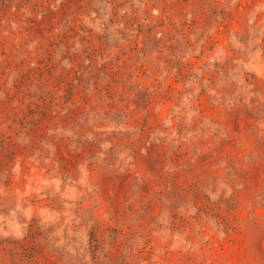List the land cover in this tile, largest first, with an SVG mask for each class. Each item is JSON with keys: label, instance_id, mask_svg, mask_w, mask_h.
Here are the masks:
<instances>
[{"label": "rangeland", "instance_id": "rangeland-1", "mask_svg": "<svg viewBox=\"0 0 264 264\" xmlns=\"http://www.w3.org/2000/svg\"><path fill=\"white\" fill-rule=\"evenodd\" d=\"M0 264H264V0H0Z\"/></svg>", "mask_w": 264, "mask_h": 264}]
</instances>
